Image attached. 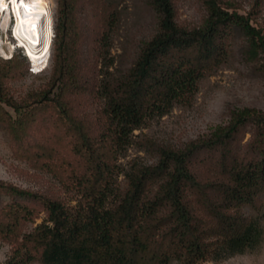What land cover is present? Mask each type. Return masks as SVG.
Instances as JSON below:
<instances>
[{
    "label": "trees",
    "instance_id": "obj_1",
    "mask_svg": "<svg viewBox=\"0 0 264 264\" xmlns=\"http://www.w3.org/2000/svg\"><path fill=\"white\" fill-rule=\"evenodd\" d=\"M83 1L93 11L97 44L109 42L115 2L57 0L45 89L16 100L7 83L25 75L28 63L18 54L0 58V124L16 157L51 173L73 194L63 201L0 180V197L11 200L0 236L16 245L4 264H30L39 253L42 264H204L255 250L264 227L243 209L259 210L264 195V111L233 112L226 126L181 149L151 143L157 162L125 171L124 186L118 177L135 132L176 104H190L200 80L227 62L237 33L248 38L253 58L264 60L261 31L221 0H204L205 19L194 27L178 22L175 0H148L156 33L125 74L97 84L81 56ZM99 88L104 107L92 123L77 114L76 99ZM40 116L52 117L62 137L30 143ZM41 213L43 222L23 234V224Z\"/></svg>",
    "mask_w": 264,
    "mask_h": 264
},
{
    "label": "rangeland",
    "instance_id": "obj_2",
    "mask_svg": "<svg viewBox=\"0 0 264 264\" xmlns=\"http://www.w3.org/2000/svg\"><path fill=\"white\" fill-rule=\"evenodd\" d=\"M26 1V2H25ZM23 5L31 6L37 0H25ZM52 6L53 35L49 56L42 69L32 72V65L21 49L9 37L5 42L6 53L14 51L26 59L29 70L25 75L10 80L7 85L11 95L18 101L33 92L46 88L51 78L53 40L57 0H47ZM117 5V20L110 32L109 42L104 48L97 44L95 19L91 7L83 1L79 8L78 19L83 33L81 56L90 77L97 84L104 79H112L125 74L133 65L142 47V43L151 39L157 31L156 15L148 0H110ZM177 20L181 25L194 27L203 23L206 10L204 0H175ZM230 12L250 16L251 24L264 36V0H221ZM26 9V8H24ZM5 40V38H4ZM0 58H2L0 56ZM264 60L253 58L248 48V38L237 33L232 42V51L225 64L206 74L199 83V89L188 105L176 104L165 116L156 117L135 132L132 146L120 157V176L118 184L124 186L125 171L135 165H153L157 156L151 143L167 145L176 149L184 148L192 141L210 136L216 129L226 126L232 113L246 108L264 111ZM45 68V69H44ZM42 70V71H40ZM104 107V98L99 88L97 94H85L76 99L77 114L92 123H96L98 114ZM8 110L14 114L13 110ZM56 135L62 137L52 125V117L40 116L33 125L30 143L42 141ZM251 138L248 133L244 143ZM66 150L68 148L65 146ZM64 150V149H63ZM64 152H66L64 150ZM0 180L22 189L69 201L73 194L67 192L60 181L51 173L35 168V163L16 157L13 140L5 126L0 124ZM7 196L0 197V217L10 203ZM261 208H244L243 212L260 221L264 227V195ZM45 219L41 213L33 221L22 226V233L34 230ZM16 245L0 236V264L12 257ZM38 259L30 264H42ZM171 264H178L177 261ZM204 264H264V241L255 250L220 262Z\"/></svg>",
    "mask_w": 264,
    "mask_h": 264
},
{
    "label": "bare ground",
    "instance_id": "obj_3",
    "mask_svg": "<svg viewBox=\"0 0 264 264\" xmlns=\"http://www.w3.org/2000/svg\"><path fill=\"white\" fill-rule=\"evenodd\" d=\"M24 1L13 0L12 2L13 9L18 14L14 33L20 45L26 47L28 59L32 62L34 69L39 70L46 62L51 48L53 35L52 6L47 0H37L34 6L27 3L24 7ZM0 4L7 8L5 0H0ZM6 24L5 19L3 26L5 27ZM1 52L5 54L2 48Z\"/></svg>",
    "mask_w": 264,
    "mask_h": 264
},
{
    "label": "built area",
    "instance_id": "obj_4",
    "mask_svg": "<svg viewBox=\"0 0 264 264\" xmlns=\"http://www.w3.org/2000/svg\"><path fill=\"white\" fill-rule=\"evenodd\" d=\"M5 1L7 2V8L2 7V5L0 4V56L3 59H11L14 56L15 54L14 51H11L8 56L4 48L6 39L8 41L9 37H11V39H13V41L17 44L18 49H21L24 56L28 58L26 47L20 45V42L14 33V28L18 20V14L13 9V4H12L13 0H5ZM5 19L7 21V24L4 27L3 23ZM1 48L4 50L5 54L1 52ZM30 63L32 65V68H31L32 72H35L36 70L34 69L32 62Z\"/></svg>",
    "mask_w": 264,
    "mask_h": 264
}]
</instances>
